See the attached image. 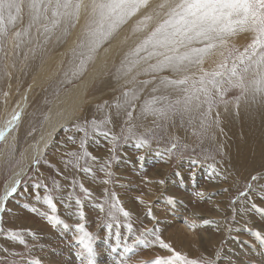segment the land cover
I'll use <instances>...</instances> for the list:
<instances>
[{"label":"rangeland","instance_id":"1","mask_svg":"<svg viewBox=\"0 0 264 264\" xmlns=\"http://www.w3.org/2000/svg\"><path fill=\"white\" fill-rule=\"evenodd\" d=\"M159 5L161 0H147L142 7L146 14L138 19L139 23L135 24L142 8L102 46L128 23H132V32L127 31L125 35L142 32L134 29L140 21H149L145 17L152 19ZM165 18V14L159 16L93 79L74 119L53 135L42 155L37 157L40 162L32 161L25 168L17 191L3 201L4 210L0 211V264H32L34 261L87 264V252L81 242L84 233L92 236L93 264H154L159 259H167L173 251L198 264L206 261L264 264V100L257 98L252 102L250 98L247 101L241 98L237 101L240 90H229L224 97L227 102L218 103L212 109L206 131L202 130L198 112L177 113L167 120L141 114L146 98L168 95L169 99H175L182 95L163 88L153 92L160 76L180 78L191 73L198 76L199 67L214 70L226 57L230 66L236 55L251 51L249 46L255 33L247 26L234 25L232 31L224 34L228 36L223 45L211 49L203 64L189 73L174 74L166 70L146 74L147 64L143 62L128 75H124L123 70L118 71L126 55ZM29 23L25 0L21 14L4 39L3 50L0 49V129L8 127L5 138L0 140V197L5 194L12 170L22 164L23 147L36 137L53 99L83 77L102 47L93 54L84 71L73 75L81 59L79 53L85 51L78 47L85 23L82 17L79 34L64 53L58 69L50 73L40 87L36 85L38 89L26 103L19 104L16 112H12L31 78L52 53L65 45L75 28H69L67 35L62 34L63 25L50 34H42L41 25L29 28ZM25 29L28 34L17 40L15 33H23ZM230 51L235 55L229 57ZM155 60L154 57L148 63ZM253 76L249 71L246 82ZM145 80L153 82L144 85L141 82ZM134 88L140 90L134 107L117 109L114 106L117 98L122 102L123 93ZM128 111L133 114L131 120H128ZM15 113L20 114L19 119L8 126L7 122ZM106 117L112 123L105 128L119 134L122 127L125 133L128 127H133L135 136H143L149 143L137 147L134 138L125 141L121 136L112 151L108 138L95 135L86 145L89 157L77 161L76 157L67 155L82 151L79 142L83 133L76 132L74 125ZM70 136L75 137V143L68 139ZM173 144L176 147L170 152ZM132 145L134 147L128 148ZM38 183L43 186L34 188ZM45 195L53 199L55 212L44 201ZM120 208L128 216H124ZM53 216L60 222L50 219ZM12 233L16 238H12ZM157 236L169 247H162Z\"/></svg>","mask_w":264,"mask_h":264},{"label":"snow or ice","instance_id":"2","mask_svg":"<svg viewBox=\"0 0 264 264\" xmlns=\"http://www.w3.org/2000/svg\"><path fill=\"white\" fill-rule=\"evenodd\" d=\"M24 3L25 0H0V49L10 27L14 26L21 14ZM146 4L147 0H27L30 13L29 28L39 24L43 28L42 34H50L63 25L62 34L67 35L69 28H74L83 16L85 23L78 47L85 51L79 53L81 59L73 71V75H76L86 69L87 62L92 59L99 47ZM159 7L167 8L166 18L126 55L125 60L121 62V69H118V71L123 70L124 75H128L142 62L147 64L144 69L146 74H158L166 70L174 74L189 73L192 68L203 64L205 56L211 49L223 45L224 34L232 31L234 25L247 26L255 33V38L249 46L251 51L246 50L236 55L230 66L226 57L214 70L207 71L199 67L198 76L195 73L185 74L180 78L160 76L156 87L152 89L153 92L163 88L165 91L171 89L182 95L175 99H169L168 95L146 98L141 105L142 115H153L157 119L167 120L177 113L198 112L202 130L206 131L209 126L206 122L212 109L218 103L227 102L224 97L229 90H240V95L236 97L237 101L241 98L246 101L250 98L252 102H256L257 98L264 100V0H178V2L167 0V3ZM150 19L151 17H145V20ZM143 27L146 25L144 21H141L134 31H141ZM27 34L28 29H25L23 33L19 31L15 33L17 40L21 35ZM47 38L46 36L45 39ZM16 47H19V44ZM142 52L146 55L141 56ZM234 55L233 51L228 54L229 57ZM154 57L155 63H148ZM249 71H252L254 76L246 82V74ZM152 82V80H145L141 83L147 85ZM226 83L227 87H225ZM139 91L135 88L125 91L123 101L117 98L114 106L117 109L134 107V101L139 98ZM202 108L203 111H201ZM19 115L15 113L7 122L8 126L18 120ZM132 115L131 111L127 112L128 120L132 119ZM110 123H112L111 119L106 117L101 121L86 120L83 125H74L76 132L83 133L79 142L82 151L67 153V155L76 157L77 161L82 157H89L90 153L86 145L95 135L108 138L113 145L112 151H115L121 136L125 141L130 137L134 138L137 147H144L149 143L143 136L136 137L133 127H128L126 133L123 127L119 134L113 133L105 128V125ZM7 131L8 127L0 129V140L5 138ZM68 139L73 143L76 142L73 136ZM175 147L176 145L173 144L169 151L171 152ZM39 162V159L33 158L34 164ZM76 166L78 167V163ZM84 170L89 171V169ZM20 175V172L15 174L11 186L6 189L4 196L0 197V211L4 210L3 201L17 191L21 183ZM42 186L38 183L34 185V188L39 189ZM81 187L82 190L87 191L83 189V186ZM43 199L55 212L56 207L51 196L45 195ZM253 207L256 206L253 205ZM118 210L124 216H128L123 208ZM50 219L57 220L55 216ZM57 222L60 221L57 220ZM80 227L83 230L82 226ZM12 238H16L15 233H12ZM156 239L162 247H169L160 240L159 236ZM91 240L92 236L89 233H84L81 237L87 252V264H93L94 249ZM20 242L23 243L22 240ZM32 264H39V262L34 261ZM154 264H198V261L187 259L179 252L173 251L167 259H159ZM204 264H212V262L206 261Z\"/></svg>","mask_w":264,"mask_h":264},{"label":"bare ground","instance_id":"3","mask_svg":"<svg viewBox=\"0 0 264 264\" xmlns=\"http://www.w3.org/2000/svg\"><path fill=\"white\" fill-rule=\"evenodd\" d=\"M178 2V0H177ZM157 3V2H156ZM167 3V0H161V4ZM141 13L137 18V21L135 24H138V19L142 16V18L146 14V9L142 8ZM167 11V8L161 9L159 8L156 12V14L152 15V19L149 21H146L144 24L146 27L143 28L142 32L140 33H132L125 35L127 31L132 32L131 25L132 23H128L127 25L123 26L117 34H115L112 39L109 41V43L105 46H102L100 50L97 52V54L94 56L93 63L91 67L86 70V73L83 75V77L78 80L75 84H71L69 87L65 88L62 92H60L52 101L50 107L47 109L44 122L42 123L39 131L37 132V135L34 139L30 140L22 150L21 154V161L22 164L19 166H16L12 170V174L9 177V181L6 184V189L11 186L12 180L17 172H20L21 175L25 171V168L33 161V158L40 157L47 148V144L50 142V140L54 137L55 133L59 131L63 126H66L72 119H74L75 113L78 109H80V106H82V103L86 99V90L88 89L89 85L93 81V79H96L99 77L114 61V59L122 52V50L129 47L130 44L134 43V40L137 39L140 35L144 34V32L147 30L148 26L151 25L159 16L164 15ZM83 17V16H82ZM82 17L75 26V28L72 30L71 34L69 35V38L65 42V45L62 46L60 50H58L55 53H52L46 62L42 65L38 73L34 76V78H31L30 84L28 87L22 91V99L18 100L17 105L13 106L12 112H16L17 107L19 104H22L29 99L30 95H32V92H34L35 89H38L40 85H42L48 78V75L50 73H53L58 67L60 66V63L62 61V57L66 50L72 45L73 41L79 34V30L81 28L80 24L82 21ZM134 20V18L132 19ZM130 20V21H132ZM140 20V19H139ZM28 21V20H27ZM29 22V21H28ZM141 22V21H140ZM134 24V23H133ZM228 35L224 36L223 38L227 37ZM236 37V36H235ZM3 50V49H2ZM55 50V49H54ZM50 66L48 69H45L46 66ZM62 66V65H61ZM38 69V67H37ZM36 73V72H35ZM35 73H32L33 75ZM168 76V75H167ZM170 76V75H169ZM32 77V76H31ZM104 79V77H103ZM103 81V80H102ZM99 83L101 81H98ZM104 84V83H102ZM38 85V87L36 86ZM11 89V88H10ZM106 91V90H105ZM37 92V91H36ZM164 92V91H163ZM162 92V94H163ZM34 94V93H33ZM91 94V93H90ZM100 94V93H99ZM160 94V92H159ZM165 94V93H164ZM90 96V95H89ZM88 96V97H89ZM92 96H90L91 98ZM94 97V96H93ZM89 98V99H90ZM236 103V102H235ZM87 103H85L86 105ZM95 109V108H94ZM88 111V110H87ZM97 111V109H96ZM99 111V110H98ZM101 111V110H100ZM95 113V112H94ZM85 114V113H84ZM88 114V113H87ZM117 115V114H116ZM220 115V114H219ZM13 116V115H12ZM221 116V115H220ZM257 116V115H256ZM259 116V115H258ZM234 118V117H233ZM258 118V117H257ZM264 118V117H262ZM237 119V118H236ZM239 119V118H238ZM237 119V120H238ZM246 120V119H245ZM239 121V120H238ZM243 122V121H242ZM261 122V121H260ZM229 124V123H228ZM225 125V124H224ZM237 125L239 123L237 122ZM241 125V124H240ZM244 127V126H243ZM230 128V127H229ZM222 129V128H221ZM257 130V129H256ZM219 131V130H218ZM218 133V132H217ZM223 133V132H222ZM220 135V134H219ZM238 135V134H237ZM240 136V135H239ZM217 137V136H216ZM233 138V137H232ZM238 138V137H236ZM52 141V140H51ZM229 141V140H228ZM234 141V140H233ZM50 145V144H49ZM236 145V143H235ZM251 146V145H250ZM223 147V146H222ZM246 147V146H245ZM244 147V148H245ZM241 148V147H240ZM231 149L230 147L228 150ZM234 149V148H233ZM232 149V151H233ZM243 149V145H242ZM227 150V149H226ZM236 150V149H235ZM238 150V149H237ZM246 150V149H245ZM235 152V151H234ZM249 152V151H248ZM246 153V152H245ZM237 154V153H235ZM251 154V153H250ZM254 153H252L253 155ZM259 156V155H258ZM228 157V156H227ZM233 159V158H232ZM239 159V158H238ZM261 159V158H260ZM234 162V161H233ZM242 163V161H241ZM244 163H242L243 165ZM241 165V166H242ZM235 166V165H234ZM239 167V166H238ZM253 167V166H252ZM20 175V176H21ZM24 175V174H23ZM4 191V192H5ZM195 215V214H194Z\"/></svg>","mask_w":264,"mask_h":264},{"label":"crops","instance_id":"4","mask_svg":"<svg viewBox=\"0 0 264 264\" xmlns=\"http://www.w3.org/2000/svg\"><path fill=\"white\" fill-rule=\"evenodd\" d=\"M114 131H115V130H114ZM114 131H112V132L114 133ZM96 145L98 146V145H100V144H99L98 142H96ZM101 146H102V145H101ZM132 147H134V146L132 145V146H129L128 148H132ZM101 148H102V147H101ZM87 150L89 151V149H87ZM100 150H103V149H100ZM109 150H110V149H109ZM89 153H90V151H89ZM104 153H106V156H107V153H108L107 150H105ZM162 170H164V169H161V171H162Z\"/></svg>","mask_w":264,"mask_h":264}]
</instances>
